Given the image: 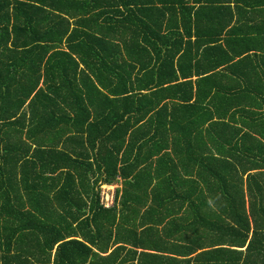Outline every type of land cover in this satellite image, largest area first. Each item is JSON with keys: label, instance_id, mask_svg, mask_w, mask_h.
Segmentation results:
<instances>
[{"label": "trees", "instance_id": "16d2710c", "mask_svg": "<svg viewBox=\"0 0 264 264\" xmlns=\"http://www.w3.org/2000/svg\"><path fill=\"white\" fill-rule=\"evenodd\" d=\"M213 1L0 0V264H264V2Z\"/></svg>", "mask_w": 264, "mask_h": 264}, {"label": "crops", "instance_id": "0c3cea01", "mask_svg": "<svg viewBox=\"0 0 264 264\" xmlns=\"http://www.w3.org/2000/svg\"><path fill=\"white\" fill-rule=\"evenodd\" d=\"M263 2H264V0H263ZM205 4V3H204ZM209 5L208 6H213V7H215V8H217V7H219V6H227V5H230V7L232 8V13H233V16H232V19H231V21L227 24V27L224 29V31H223V35H221V38H220V40H223L225 37L224 36H226L225 34H226V32H227V30H228V28H229V26H233V25H236V24H238L239 22H238V20H237V18L238 19H240V12H239V10H237V12H236V10L234 9V1L233 0H214L213 2H210V3H208ZM264 4V3H263ZM262 8H264V7H262ZM252 17H254L256 20L258 19V17L256 16V14H253L252 15ZM222 23L220 22V21H218V25H221ZM210 29H211V27L210 26H208ZM220 27L221 26H216L215 27V30L216 31H219V29H220ZM225 69H226V67H225ZM41 85V84H40ZM41 99L42 98H40L39 100L41 101ZM31 113H32V109L31 108H29L28 109V106H26L25 107V116H26V120L28 121V119L30 118V116H31V119H32V115H31ZM39 115H41V114H39ZM226 119H228V117L226 118ZM31 126V125H30ZM42 128V127H41ZM43 130H47L46 129V127L44 126L43 128H42ZM28 128H25V134H26V136H27V134H28ZM39 131H40V129H39ZM11 135H13L14 136V132L11 134ZM38 137H39V141H42V134L41 133H39L38 134ZM47 138H48V135H44L43 136V143L46 145L47 144ZM29 141H31V140H29ZM28 141V143H29V145H32L30 148V150L28 151V156H29V158H30V156H31V154H32V152H33V149H34V144H31L30 142ZM42 143V142H41ZM45 145H43L42 147H45ZM41 147V148H42ZM75 152H78V151H75ZM4 154H6V156H8L9 158H6V159H4L3 160V156H4ZM10 154H13L11 157H10ZM14 158H15V152H14V150H12V151H10V149H8V150H6V152H4V150L2 149V147L0 146V180H9V179H12L10 176L11 175H14L15 173H17V176H16V178H17V181H18V184H19V182H21V174H20V171H19V168H20V166L19 165H16V163H14ZM14 160V161H13ZM41 164H42V162H41V160L37 163V165H38V168L40 169V167H41ZM39 169H37V171L39 170ZM254 170H250V171H248V172H253ZM32 174V172H31V170L29 171V172H26L25 173V177L26 178H28V176L29 175H31ZM246 174H247V172H245V174H244V177L246 176ZM44 176H46V173H45V175ZM29 182H30V180H28ZM118 184H121V179L117 182ZM104 184H109V185H111V183H104ZM117 184V185H118ZM114 185V184H113ZM21 192V191H20ZM15 193V192H14ZM3 194V190H2V187H0V196ZM12 194V193H11ZM115 262H117V259H116V261Z\"/></svg>", "mask_w": 264, "mask_h": 264}, {"label": "built area", "instance_id": "2783aa9c", "mask_svg": "<svg viewBox=\"0 0 264 264\" xmlns=\"http://www.w3.org/2000/svg\"><path fill=\"white\" fill-rule=\"evenodd\" d=\"M104 185H105L106 188H104V190H102V198H103V201L106 202V206H108V205H111V204L114 203L115 189H114V188H113V189L110 188L111 185H113V184H111V185H109V184H104ZM102 187H103V185H102ZM108 188H110V189H108ZM106 195H107V198H105ZM108 199H111V202H112V203H109V202H108V201H109Z\"/></svg>", "mask_w": 264, "mask_h": 264}, {"label": "rangeland", "instance_id": "374dc122", "mask_svg": "<svg viewBox=\"0 0 264 264\" xmlns=\"http://www.w3.org/2000/svg\"><path fill=\"white\" fill-rule=\"evenodd\" d=\"M118 187L121 188V184H118ZM102 188H103V190H104V188H106L104 184H103V187H102ZM110 188H112V189L114 188V189H115V193H116V184L111 185ZM110 188H108V189H110ZM105 198H107V195H106ZM108 200H109V201H108L109 203H112V202H111V199H108ZM114 201H115V200H114ZM113 204H114V203H113ZM113 204L108 205V206H106V207H111V206H113Z\"/></svg>", "mask_w": 264, "mask_h": 264}]
</instances>
